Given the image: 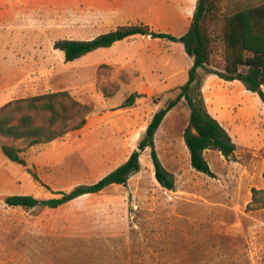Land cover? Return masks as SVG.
I'll return each mask as SVG.
<instances>
[{
	"label": "rangeland",
	"instance_id": "rangeland-1",
	"mask_svg": "<svg viewBox=\"0 0 264 264\" xmlns=\"http://www.w3.org/2000/svg\"><path fill=\"white\" fill-rule=\"evenodd\" d=\"M194 1L0 0V109L69 92L93 110L82 131L26 152L24 167L0 149V264H264V208H248L252 190L264 191V106L243 87L219 102L211 95L220 88L206 87L237 148L233 161L205 154L215 178L191 167L184 143L190 111L182 102L155 138L159 160L175 179L174 192L157 182L148 150L126 187L57 210L5 204L10 196L58 199L56 194L114 172L137 150L154 115L177 98L193 65L183 45L151 38H133L71 64L55 43L89 41L132 26L181 38ZM215 45L210 70L221 72L223 44ZM132 94L141 96L136 105L121 110Z\"/></svg>",
	"mask_w": 264,
	"mask_h": 264
},
{
	"label": "trees",
	"instance_id": "trees-1",
	"mask_svg": "<svg viewBox=\"0 0 264 264\" xmlns=\"http://www.w3.org/2000/svg\"><path fill=\"white\" fill-rule=\"evenodd\" d=\"M137 37L181 44L193 65L188 82L179 88L177 98L157 112L148 125L136 151L114 172L96 184L75 188L70 193L56 194L60 198L39 201L30 196H10L5 204L10 208L57 210L81 198L97 195L113 186H127L141 171L140 158L148 150L160 186L169 192L176 189L175 179L162 166L155 138L168 114L185 102L190 111V124L184 132V143L190 153L192 169L215 178L205 159L206 151L218 152L227 161L236 157V145L227 131L208 113L202 94L199 72L217 76L224 82H239L245 90L256 94L264 103V0L256 6L248 0H198L188 32L181 38L156 33L147 26L119 28L89 41L61 40L54 50L62 53L71 64L100 50ZM223 44V70H210L216 54V43ZM141 96L132 94L121 110L133 108ZM93 110L69 92L51 93L11 102L0 109V149L12 164L26 166L23 155L35 148L50 145L67 135L82 131ZM3 141V143H2ZM32 178L42 184L32 172ZM264 208V191L252 190L248 208Z\"/></svg>",
	"mask_w": 264,
	"mask_h": 264
},
{
	"label": "crops",
	"instance_id": "crops-1",
	"mask_svg": "<svg viewBox=\"0 0 264 264\" xmlns=\"http://www.w3.org/2000/svg\"><path fill=\"white\" fill-rule=\"evenodd\" d=\"M198 1V0H197ZM197 1L195 0L194 2H195V4H194V6H197ZM193 6V7H194ZM190 9V6H188V4H187V9ZM193 20V19H192ZM192 23V22H191ZM189 30V29H188ZM186 32H188V31H186ZM200 76H201V74H200ZM201 78H202V91H203V93H204V99H205V106H206V109H207V111H208V113H209V115L215 120V121H217L218 123H219V125L221 126V127H223L226 131H227V133L230 135V133H229V131H228V129H227V126H229V124L228 123H226L225 121H223L222 120V117H220V114H218L217 112H214L213 111V106H211L210 105V101H209V99H208V95H207V91H206V87H207V85L208 84H211V85H216V86H218L219 88H220V91H222V93H220V94H212L211 96L213 97V96H215L214 97V99L215 100H213V101H216V102H219L220 101V99L221 98H223V99H226V98H228L229 97V93H230V91L229 90H231V89H234V88H236V89H242V87L244 88V86L241 84V83H239V82H224V81H222V80H220L217 76H215V75H212V74H202V76H201ZM245 89V88H244ZM225 90H227L226 92H225ZM246 91V90H245ZM262 91H263V93H264V87L262 88ZM247 92V91H246ZM249 93V92H248ZM221 96L220 98L218 97V96ZM263 103V102H262ZM263 106H264V103H263ZM172 112V111H171ZM170 112V113H171ZM169 113V114H170ZM168 114V115H169ZM167 118V117H166ZM163 125V124H162ZM87 126V125H86ZM162 127V126H161ZM161 129V128H160ZM159 132V131H158ZM158 134V133H157ZM230 137H231V135H230ZM232 138V137H231ZM188 150V149H187ZM208 151H206L205 153H204V156H205V154L207 153ZM206 159V158H205Z\"/></svg>",
	"mask_w": 264,
	"mask_h": 264
}]
</instances>
